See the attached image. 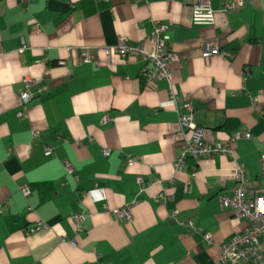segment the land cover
Masks as SVG:
<instances>
[{"label":"crops","instance_id":"0c3cea01","mask_svg":"<svg viewBox=\"0 0 264 264\" xmlns=\"http://www.w3.org/2000/svg\"><path fill=\"white\" fill-rule=\"evenodd\" d=\"M196 1L0 0V264H217L225 241L248 227L219 202L236 186L233 159L188 160L177 172L173 135L187 96L206 142L249 132L250 140L230 145L246 167L248 197L264 192V0L231 14L212 0L213 25L193 23ZM154 21L168 26V48L180 62L170 64V81L146 84L140 72L149 64L108 57L106 49L119 38L151 49ZM212 41L230 56L205 58ZM83 47L96 62H78ZM25 77L37 83L20 119ZM124 206H131L130 222L108 213ZM75 213L89 214L82 232ZM189 220L198 233L182 224ZM38 222L43 227L29 232Z\"/></svg>","mask_w":264,"mask_h":264},{"label":"built area","instance_id":"2783aa9c","mask_svg":"<svg viewBox=\"0 0 264 264\" xmlns=\"http://www.w3.org/2000/svg\"><path fill=\"white\" fill-rule=\"evenodd\" d=\"M222 1L224 5L223 11L226 14H231L240 9L247 1L251 2L252 0ZM191 9L193 13V23L195 25L214 24L215 10L212 6V0H197L196 3L192 5ZM39 29L40 27L37 23L33 24L31 28L33 32ZM167 30V25L154 21L152 31L147 39L151 49H146L143 44L129 47L125 44L124 38H119L117 46L113 49H106V54L108 57H110L112 53L118 54L124 58L130 56L141 57L150 65V67H145L140 72V78L146 84L170 81V64L180 62V57L168 48ZM26 49V43L22 40V47L18 52L22 54ZM215 54L230 56L222 52L216 42H207L204 45L203 56L207 58ZM3 55L4 52L0 49V56ZM78 62L81 64L96 62V57L91 53L90 48L83 47L81 48V56ZM36 83L37 80L33 78L25 77L23 79L24 89L20 96L22 110L17 114L20 119L25 118L27 115V107L33 100L31 89ZM170 92V98L178 105V96L171 88ZM258 98H254L253 101L256 103ZM181 110L179 108L177 109L179 128L173 135L179 142L181 149L175 164L177 172H181L185 169L188 160L210 159L217 155L230 157L235 163L233 179L236 186L233 190V194L231 196L221 194L219 196V202L223 209L231 210L237 218L247 221L248 227L241 233L235 234L225 241L221 246L217 264H264V192H257L251 197H248L251 182L247 177L246 167L244 163L235 158L234 150L230 145V142L250 140L252 138L251 135L249 132L244 131L235 134L228 143H208L204 140V130L196 123L195 109L192 102L189 100V96L182 102ZM108 121V116H105L102 120L104 123ZM33 137L38 138L39 133L33 132ZM54 150V147L51 145L46 144L43 146V152L46 157H52L54 155ZM102 151L105 156L110 154V150L108 149H103ZM126 162L128 165H133L136 162V158L129 155L127 156ZM261 162L262 171L264 172V154L261 156ZM65 168L68 174L73 175V167L69 162H65ZM73 178L75 181L77 180V177L74 176ZM138 184L141 188H144L146 182L143 178H138ZM20 191L25 197L30 195V190L25 185L21 187ZM108 213L125 222H130L133 217L131 206L115 208L109 210ZM177 213V210L172 211V218H174ZM88 217L89 214L84 213H75L72 215V221L77 232L83 231L84 223ZM182 224L188 227L191 232L198 233L200 231L192 220L183 222ZM42 227L43 224L38 222L30 228L29 232H36ZM204 238L208 242L211 241V236L209 234H205ZM71 244L75 245L76 243L75 241H71Z\"/></svg>","mask_w":264,"mask_h":264}]
</instances>
